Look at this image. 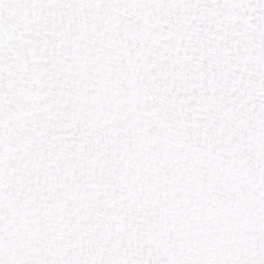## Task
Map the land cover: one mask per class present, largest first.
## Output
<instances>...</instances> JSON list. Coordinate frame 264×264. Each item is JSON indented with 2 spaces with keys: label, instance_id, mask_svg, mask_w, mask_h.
Listing matches in <instances>:
<instances>
[{
  "label": "snow or ice",
  "instance_id": "obj_1",
  "mask_svg": "<svg viewBox=\"0 0 264 264\" xmlns=\"http://www.w3.org/2000/svg\"><path fill=\"white\" fill-rule=\"evenodd\" d=\"M0 264H264V0H0Z\"/></svg>",
  "mask_w": 264,
  "mask_h": 264
}]
</instances>
